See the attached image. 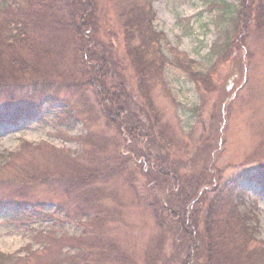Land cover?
<instances>
[{"label": "rangeland", "instance_id": "obj_1", "mask_svg": "<svg viewBox=\"0 0 264 264\" xmlns=\"http://www.w3.org/2000/svg\"><path fill=\"white\" fill-rule=\"evenodd\" d=\"M97 2L101 46L107 49L113 41L127 68L130 98L126 94L127 103L120 102L129 109L127 125L135 134L132 138L124 127L111 126L99 115L97 94L85 81L76 44L60 28V17L45 30L27 23L29 47L32 41L38 45L32 57L38 72L20 81L31 90L28 82L45 76L60 94L57 103L44 106L41 119L0 127V264H84L83 255L87 264H181L187 244L167 219L171 211L166 208L191 210L202 230V215L213 195L209 192L237 178L241 193L230 203L258 219L257 239L264 242V196L254 181L244 178L264 169V32L251 30L244 38L243 30L234 27L242 0H155L154 26L168 40L157 48L181 56L209 84H196L167 66L164 80L152 91L157 115L145 106L126 58L121 34L126 0ZM75 110L82 113L76 116ZM89 132L101 143L87 147L83 137ZM79 156L80 167L105 174L101 213L109 225L102 245L115 244L118 250L108 256L82 245H88L83 237L86 219L68 217L78 212L75 198L58 185L61 175L72 176L71 160ZM160 171L171 172L181 186L175 188ZM42 176L49 181H32ZM204 191H209L206 202L201 199ZM22 192L27 198L20 197ZM154 202L160 224L150 211ZM224 246L231 250L228 242ZM229 260L240 264L231 255Z\"/></svg>", "mask_w": 264, "mask_h": 264}, {"label": "trees", "instance_id": "obj_2", "mask_svg": "<svg viewBox=\"0 0 264 264\" xmlns=\"http://www.w3.org/2000/svg\"><path fill=\"white\" fill-rule=\"evenodd\" d=\"M153 2L154 0H126L121 12L124 18L121 34L127 46L126 58L133 65L137 90L146 101L145 106L157 115L152 91L161 85L168 65L181 69L196 84H209L204 83V77L207 76L188 68L181 56L172 53V57H169L160 47L157 48V44L165 39V35L154 29L156 13ZM241 3L243 5L239 11V19L235 20L237 30H243L244 38L251 30L264 32V0H242ZM59 17L60 28L66 29L76 44L79 54L77 61L82 62L83 71H86L85 81L97 94L101 113L99 115L105 116L111 126L124 127L133 138L134 129L127 125L129 109L120 102L122 99L125 101L124 97L129 94L127 68L113 41L107 49L101 46L97 0H0V126L5 123L17 124L21 119H41L44 106L50 107L59 101L60 89L52 83L53 81L45 80V76H38L32 79L34 82H28L33 86L31 90L23 85L24 81H20L22 76L32 73L35 76L38 72L34 68L37 63L32 60L38 52L35 49L38 45L32 41V47H29L31 39L27 23L45 30ZM44 51L48 52L46 49ZM132 91L137 95L136 88H132ZM20 92L26 94L20 96ZM28 98L30 102L27 101ZM119 104L122 107H119ZM78 113L82 112L75 110L76 116ZM159 120L160 117L157 121ZM83 139L87 147L101 143L92 132ZM122 157L124 158V155ZM80 158L74 157L71 160L69 171L72 176L66 178L61 175L57 178L59 188L75 198L73 201L78 212L71 214L72 216L69 214L68 217L86 219L83 237L87 238L88 245L84 244V241L82 245L89 248V252L101 250L103 256L115 253L118 251L115 244L104 246L102 235L109 225V218L101 213V199L105 191L101 184L106 181L105 174L93 167H80ZM126 162L130 165V161L126 159ZM161 172L159 174L166 180L174 182L175 188L181 186L171 172ZM45 178L49 181L48 176ZM246 180L255 181L260 188V194H264V169L260 168ZM32 181L47 182L44 176ZM238 184L239 181L217 184L212 191H208L213 193L210 200L207 198L209 193L203 192L201 199L208 201L202 215V230L199 228L200 219L195 218V213H191V210L181 213L166 208L171 211L167 214V219L177 225L181 241L187 244V257L181 264H230V255L240 264H264V242L257 239L259 221L256 217L240 212L230 203L238 193ZM20 197L27 198V195L22 192ZM151 205L150 211L160 224L162 221L158 210L154 208L156 203ZM197 236H202V241ZM220 238L224 240L221 244ZM225 242H228L231 250L225 249ZM73 260L75 259L72 258L69 263H73ZM82 260L84 264L88 263L85 255Z\"/></svg>", "mask_w": 264, "mask_h": 264}]
</instances>
